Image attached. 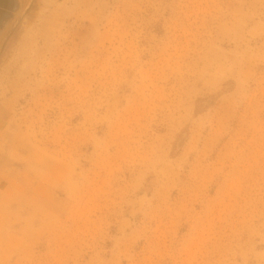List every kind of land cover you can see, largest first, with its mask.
<instances>
[{
	"label": "rangeland",
	"instance_id": "obj_1",
	"mask_svg": "<svg viewBox=\"0 0 264 264\" xmlns=\"http://www.w3.org/2000/svg\"><path fill=\"white\" fill-rule=\"evenodd\" d=\"M0 2V264H264V0Z\"/></svg>",
	"mask_w": 264,
	"mask_h": 264
},
{
	"label": "flooded vegetation",
	"instance_id": "obj_2",
	"mask_svg": "<svg viewBox=\"0 0 264 264\" xmlns=\"http://www.w3.org/2000/svg\"><path fill=\"white\" fill-rule=\"evenodd\" d=\"M0 9L4 10L2 3L0 2Z\"/></svg>",
	"mask_w": 264,
	"mask_h": 264
}]
</instances>
